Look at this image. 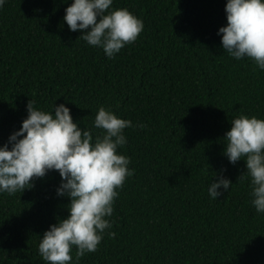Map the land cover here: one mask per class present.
Here are the masks:
<instances>
[{
	"label": "trees",
	"instance_id": "obj_1",
	"mask_svg": "<svg viewBox=\"0 0 264 264\" xmlns=\"http://www.w3.org/2000/svg\"><path fill=\"white\" fill-rule=\"evenodd\" d=\"M70 2L0 6V144L28 100L44 110L64 103L94 136L101 105L144 125L125 128L117 148L134 171L117 189L111 229L78 260L73 247L75 264H264V212L250 203L244 161L222 151L234 116L264 118V70L220 47L225 0H113L143 28L112 58L68 29ZM219 174L232 184L210 199ZM59 180L48 170L21 192L0 193V264H47L39 235L67 215Z\"/></svg>",
	"mask_w": 264,
	"mask_h": 264
},
{
	"label": "clouds",
	"instance_id": "obj_2",
	"mask_svg": "<svg viewBox=\"0 0 264 264\" xmlns=\"http://www.w3.org/2000/svg\"><path fill=\"white\" fill-rule=\"evenodd\" d=\"M4 3L0 0V6ZM112 4L113 0H71L62 17L70 31L79 30V36L88 45L101 48L107 58L135 41L143 28L140 18ZM223 8L226 22L216 30L220 47L230 57H247L264 70V0H225ZM25 108L19 128L0 144V193L21 192L35 178L56 170L60 180L55 194L68 198L67 215L39 235L37 252L47 264H75L85 253L94 252L105 230L111 229L108 218L117 189L134 171L128 167L129 157L117 148L126 144L125 128L144 125H133L101 105L92 121V127L101 132L94 136L74 122L64 103H52L44 110L28 100ZM223 138L227 160L244 161L251 205L257 213L264 212V118L234 116ZM231 184L222 174L209 180L210 199ZM107 235L115 232L107 231Z\"/></svg>",
	"mask_w": 264,
	"mask_h": 264
}]
</instances>
